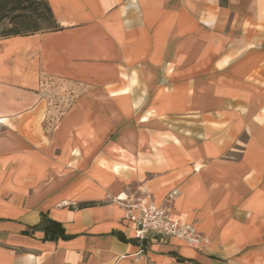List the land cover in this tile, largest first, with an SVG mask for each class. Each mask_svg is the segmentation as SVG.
Wrapping results in <instances>:
<instances>
[{"label":"crops","instance_id":"obj_1","mask_svg":"<svg viewBox=\"0 0 264 264\" xmlns=\"http://www.w3.org/2000/svg\"><path fill=\"white\" fill-rule=\"evenodd\" d=\"M48 2L0 38V264H264V0ZM146 197L208 244L138 241Z\"/></svg>","mask_w":264,"mask_h":264},{"label":"trees","instance_id":"obj_2","mask_svg":"<svg viewBox=\"0 0 264 264\" xmlns=\"http://www.w3.org/2000/svg\"><path fill=\"white\" fill-rule=\"evenodd\" d=\"M5 22L9 27L2 31V39L61 30L48 0H0V23ZM88 206H94V203L82 204L80 208ZM41 226L45 240L67 238L58 223L43 219Z\"/></svg>","mask_w":264,"mask_h":264},{"label":"built area","instance_id":"obj_3","mask_svg":"<svg viewBox=\"0 0 264 264\" xmlns=\"http://www.w3.org/2000/svg\"><path fill=\"white\" fill-rule=\"evenodd\" d=\"M177 195L178 192L175 191L170 199L176 198ZM124 219L132 226L135 238L142 243L156 237L163 240L178 239L196 250L208 244L207 238L193 224L173 219L169 207H158L149 197L136 203H127Z\"/></svg>","mask_w":264,"mask_h":264},{"label":"rangeland","instance_id":"obj_4","mask_svg":"<svg viewBox=\"0 0 264 264\" xmlns=\"http://www.w3.org/2000/svg\"><path fill=\"white\" fill-rule=\"evenodd\" d=\"M7 27H9V24L7 22L0 23V37L2 34V31H4ZM48 89V96L50 98V109H52L56 115H59L64 110L67 109L68 105L70 104L71 100L77 93V89H70L65 88L63 85L62 87L57 86H50ZM62 96L66 97V100L62 98Z\"/></svg>","mask_w":264,"mask_h":264}]
</instances>
